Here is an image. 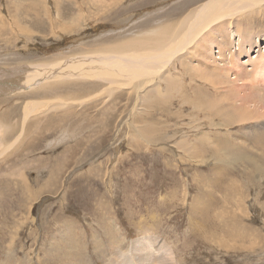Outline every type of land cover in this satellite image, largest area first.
<instances>
[{
	"label": "rangeland",
	"instance_id": "obj_1",
	"mask_svg": "<svg viewBox=\"0 0 264 264\" xmlns=\"http://www.w3.org/2000/svg\"><path fill=\"white\" fill-rule=\"evenodd\" d=\"M210 1L0 0V69L50 64L78 52L82 58L108 57L124 43L128 49L122 54L133 56L134 44L157 43L178 27L183 32L182 19L195 11L199 15ZM241 16L226 22L244 38H259V46L238 62L250 75L257 61L246 60L259 50L264 60V4ZM196 42L184 52L183 68L178 62L169 70L182 77V86H173L167 96L165 90L151 105L147 101L161 89L143 75L129 78L133 84L124 78L99 82L70 76L64 79L71 84L67 92L80 94L71 99L51 98L45 91L35 97V89L0 95L1 119L18 120L16 131L26 102L47 104L27 124L30 132L22 145L0 157V264H104V256L115 264H264V176L253 173L255 163L243 160L251 147L238 142L252 144L245 130L252 121L226 130L232 132L233 161L217 160L222 143L214 155L208 147H195V135L221 131L209 128L211 116L194 112L191 100L211 97L214 88L205 77L223 63L216 59L218 47L205 53ZM234 45L235 40L229 42L231 50ZM230 75L224 76L226 94L236 101L232 87L243 83L233 80L239 79L233 71ZM261 88L259 101L264 100ZM253 90L258 91L249 87ZM63 99L70 102L64 105ZM195 101L196 106L206 103ZM54 104L62 106L48 111ZM213 123L219 126L218 120ZM146 127L153 130L152 138L144 134ZM180 141L187 145L176 147ZM0 146V153L7 149ZM57 167L51 189L41 191ZM150 241L151 251L146 249ZM162 255L167 260L161 261Z\"/></svg>",
	"mask_w": 264,
	"mask_h": 264
},
{
	"label": "bare ground",
	"instance_id": "obj_2",
	"mask_svg": "<svg viewBox=\"0 0 264 264\" xmlns=\"http://www.w3.org/2000/svg\"><path fill=\"white\" fill-rule=\"evenodd\" d=\"M263 4L264 0L210 1L203 5L199 15L196 16L197 11H195L185 16V19H182L179 25L185 27V29L182 30L183 32H180L178 30V27L177 30L173 32V34L161 35V38L159 40L160 43H152L154 41L150 40L146 41L149 42L146 43L147 45L143 42L134 44L129 48V53L133 56L122 54L126 49H128V47L123 46L126 45L124 43L116 46L113 49H110L114 53V55H108V57L105 56L106 54H96L82 58V55L78 52L76 54L70 55L69 58L67 57L62 60L54 61V63L50 64H48L47 62H39L36 67H31V65L29 66L23 64L21 67L0 69V95L6 96L9 93L10 95H13L17 92L35 89V92H31L35 97H38V95L44 96L42 92L45 91V94H48L51 98H55L59 94H61L65 99H71L73 97L80 96V94H74L73 92L69 94V92H67V90H71V84L65 85L68 82L64 79H68L70 78V76H78V78L84 79H96L99 82H111L114 77L124 78V81H128L129 83L133 84V81H130L129 78L135 80L136 78H141V76L143 75L150 79L148 82H151L152 80L153 82H155L156 80L158 84H155H157L158 87L160 86L159 89H161V92H158L157 95L152 94V98H149V101H147V104L151 105L152 103H154L152 101L157 102V100H159V98L161 97L160 94L165 90L166 91L163 95L167 96V93L171 90V88H173V86H175V88L176 86H182L180 85L182 77L180 75L176 76L175 74L170 73L172 71L171 66L174 65L176 67L177 64L175 63L179 62L180 67L183 68V63H181V60L184 52L187 51L186 49L189 45H191L195 41H198L195 43V46L205 48V53H211V51H213V47L215 46L218 47V51H216V53H218L219 55L216 57V59L223 61V63L219 64V66L215 64V71L213 70L215 73H211L214 75L209 74L208 78L205 77V80H207L206 83L212 85L214 88H212L213 92L208 93L211 97H200L199 95V97L197 96V98H194L198 101L199 99L205 100L206 103L203 101V103H205L204 106L200 105L199 103V105L196 106L197 101L193 99L191 101H193V103L195 104L196 111L194 112H198L197 110H202V112L211 116V120H209L210 122L208 123V125H210L209 128L212 130L220 129L221 131L219 133H216V135L212 134L210 136L204 135V133L195 135V147H208L211 149L212 155H214V151L216 153L219 152L215 148L222 143L224 145L223 154L220 155L217 160L221 156H224L227 159L233 161L235 157L231 148H229L228 146L230 145L228 142L232 132L226 130H231L230 128L232 126L237 127L240 125V127H242L243 125L248 124V122L251 121L261 122L259 125L252 124V122L248 124L249 126L246 125L248 126V128L245 130H249V134L253 136L252 144L254 148L252 147V144L248 146L247 142L241 138L240 140H238V142L243 141L242 145L251 147L252 151L243 153V160L247 163H250V165L255 163L256 165L252 169L253 173H261L264 176V100H258V93L260 94V91H262L260 89H262L261 87H263L264 85V60L261 57L262 50L257 51V56L253 57L250 55L251 58L246 60L247 63L252 61L254 63V61H257L255 67L253 66L254 69L251 70L255 73H252L250 75L246 74L245 70H247L248 67H246L244 63L239 64V59L242 56H247L249 50H252L259 46V38L258 40H256L251 35H246V37L244 38L242 37V35H238L234 31H231L232 27L230 26L232 25V22H226L228 20H232L233 17L241 16L242 13L247 10H252L254 6H263ZM192 18L193 20H191ZM213 27L214 29L212 31H209ZM208 32H210L209 35L199 41V39ZM211 33L212 35H210ZM237 37L239 39L236 41ZM234 40V50H231V47H229V42ZM200 52L202 51L200 50ZM260 57L262 61L260 60ZM155 65H159V67H162L163 69L155 71L154 69H152ZM144 66L149 67L148 69H146L147 71H144L142 69V67ZM231 71H233L239 77V79L234 78L233 80H240L243 83L241 85L235 83L232 87L234 89V94L236 95V101L232 98L230 99V97L226 94V85H228L229 79L228 77L224 76L226 74L231 76ZM248 71L249 70H247V72ZM181 73L183 74V71ZM256 73L257 76L255 78L254 76L256 75ZM197 74L200 75L199 72ZM157 75L160 76L157 77ZM115 83L119 84V82ZM135 86L141 88L142 82L136 83ZM249 87H253L258 91H249ZM206 90L207 89H205L204 91ZM88 91L90 90L87 89L84 93H87ZM157 91L158 90L156 89V92ZM206 92H208V90ZM212 95L216 96L213 97ZM65 99L62 100V103L64 105H66L65 102H70L66 101ZM42 100H39V102H35L33 100L28 101V103L26 102L23 109V115L20 114L22 115V117L20 119L21 122L19 125V131H16V128L18 127L16 125L19 124L18 120H15V123H13L14 119L12 121H9V118L1 119L2 116H0V144L7 146V149L0 153V157L3 156L9 148H11L12 146L14 147L17 143L21 142L19 144L22 145L24 138L28 136V130L26 129L27 124L30 122V120H37L40 116L39 114L45 112L43 111V109L46 110L47 104H44ZM238 101L240 104H238ZM58 106H62V104H54L48 111H53L57 109ZM216 120H218L219 126L213 125V121L216 122ZM152 132L153 130H151V128H144V134H147L149 138H152V136H154ZM185 136L186 135L184 134L182 138H184ZM206 137H208V139L213 143L210 145H208L207 143L203 144L202 139H205ZM210 137L216 140L215 143L214 140ZM149 138L147 139V142H149ZM7 139H9L8 142ZM217 139H219V143H217ZM177 144L178 145L176 147L182 148L187 145V142L180 141ZM235 147H238V145L236 144ZM195 154L198 155L196 151ZM57 174H59V168H52L50 178L47 181L41 183H44L40 188L41 191L51 189V181L53 180V176ZM245 175L249 179V173ZM153 243L154 242L152 241L148 242V247L146 249L151 251L153 249ZM163 255L161 256V261L167 260L166 255L164 257ZM101 259H103L102 262L104 264H115V261L111 260V258L106 259L104 256L101 257ZM160 264H162V262Z\"/></svg>",
	"mask_w": 264,
	"mask_h": 264
}]
</instances>
